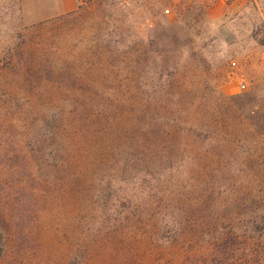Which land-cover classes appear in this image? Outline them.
Instances as JSON below:
<instances>
[{
	"label": "rangeland",
	"instance_id": "374dc122",
	"mask_svg": "<svg viewBox=\"0 0 264 264\" xmlns=\"http://www.w3.org/2000/svg\"><path fill=\"white\" fill-rule=\"evenodd\" d=\"M73 1L0 0V264H189L195 206L264 203L263 112L229 99L264 100V0ZM202 3L201 38L127 51ZM165 65L179 89L145 92ZM193 140L232 144L219 170Z\"/></svg>",
	"mask_w": 264,
	"mask_h": 264
},
{
	"label": "trees",
	"instance_id": "16d2710c",
	"mask_svg": "<svg viewBox=\"0 0 264 264\" xmlns=\"http://www.w3.org/2000/svg\"><path fill=\"white\" fill-rule=\"evenodd\" d=\"M91 3L111 6L106 1L91 0ZM207 12V4L205 5V3L197 7L189 6L187 8L189 14L179 19V23L184 19L185 21L181 27L176 28L178 18L173 21L169 20L160 10L159 14L154 15L157 30H155L154 36L150 37L149 35L146 40L147 45L144 46L146 51L142 45L140 47L137 45L142 42L138 38L129 43L131 45L127 51L131 50L130 53L133 50L146 52V61L160 55L166 57L173 52V47L177 44L185 45L187 40L190 43L194 42L196 38H201L200 32L194 33V28L191 26L193 23L205 20ZM152 45H154L153 49H151ZM137 57L139 55L136 56V59ZM166 66L161 71V74L166 76L164 78L163 75L155 77L150 71V66L145 67V71L147 70L146 72L151 75L150 79L146 77L143 82L145 92L151 94L158 92L160 95H166L175 89H179L180 85L172 78L175 71ZM251 97L254 99L255 94L249 91L244 94L232 95L229 99L244 98L246 102L242 103L241 107H246L249 110L251 106L249 112L252 113L257 112V110L262 111L259 121H264V100L261 103L256 100L253 102ZM145 101L147 102L145 106L148 107L150 101L148 98H145ZM246 103L247 105H245ZM227 131V128H223L224 134L228 133ZM162 134L170 136V131L163 130ZM263 136L264 133L258 134V139L255 142L257 145L254 148L264 149L261 142ZM215 141L213 140L205 146L196 140L190 142L189 160L193 161V165L198 171H216L222 166V153L227 152L232 144L226 142L221 146ZM227 161L230 160L227 159ZM225 165H227L226 162ZM239 192L240 189L232 197L231 195L226 196L216 206L205 209L203 204H199L192 209L189 215L192 217L189 219V264H264V203L256 205L250 200L249 203L240 205L236 202L239 200L237 198ZM217 210L222 214L216 213ZM4 249L5 245L0 233V256L3 255Z\"/></svg>",
	"mask_w": 264,
	"mask_h": 264
},
{
	"label": "crops",
	"instance_id": "0c3cea01",
	"mask_svg": "<svg viewBox=\"0 0 264 264\" xmlns=\"http://www.w3.org/2000/svg\"><path fill=\"white\" fill-rule=\"evenodd\" d=\"M59 3L63 4V6L61 7V10H59L57 12V14L71 10L75 7V3L73 0H67V2L65 0H59ZM24 15H25V13L23 12V18H24ZM43 18H45V17H43ZM43 18H40V19H43Z\"/></svg>",
	"mask_w": 264,
	"mask_h": 264
},
{
	"label": "built area",
	"instance_id": "2783aa9c",
	"mask_svg": "<svg viewBox=\"0 0 264 264\" xmlns=\"http://www.w3.org/2000/svg\"><path fill=\"white\" fill-rule=\"evenodd\" d=\"M240 83H241L242 86L245 85L244 80H241Z\"/></svg>",
	"mask_w": 264,
	"mask_h": 264
}]
</instances>
